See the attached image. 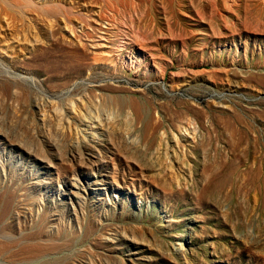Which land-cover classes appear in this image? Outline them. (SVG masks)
<instances>
[{
    "label": "rangeland",
    "instance_id": "obj_1",
    "mask_svg": "<svg viewBox=\"0 0 264 264\" xmlns=\"http://www.w3.org/2000/svg\"><path fill=\"white\" fill-rule=\"evenodd\" d=\"M0 3V264H264V0Z\"/></svg>",
    "mask_w": 264,
    "mask_h": 264
},
{
    "label": "bare ground",
    "instance_id": "obj_2",
    "mask_svg": "<svg viewBox=\"0 0 264 264\" xmlns=\"http://www.w3.org/2000/svg\"><path fill=\"white\" fill-rule=\"evenodd\" d=\"M1 5V3H0ZM53 36L55 37V34L53 33ZM50 46L56 47V48H69V45L66 43H62L57 39H54L53 42L50 44ZM36 55V54H35ZM75 57L77 58V65L75 67L76 70L88 68L87 62H86V54H76ZM83 59V61H82ZM33 64H37L40 66L48 67L54 66V60L50 57L46 56L44 58H40L38 56H35L33 58Z\"/></svg>",
    "mask_w": 264,
    "mask_h": 264
}]
</instances>
